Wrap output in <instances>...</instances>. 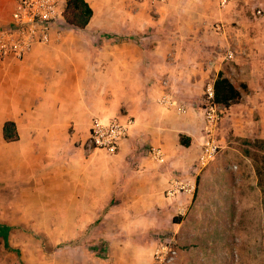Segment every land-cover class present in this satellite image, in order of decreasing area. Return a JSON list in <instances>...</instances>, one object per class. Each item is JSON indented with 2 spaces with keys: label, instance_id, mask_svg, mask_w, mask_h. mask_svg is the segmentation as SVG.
Instances as JSON below:
<instances>
[{
  "label": "crops",
  "instance_id": "obj_1",
  "mask_svg": "<svg viewBox=\"0 0 264 264\" xmlns=\"http://www.w3.org/2000/svg\"><path fill=\"white\" fill-rule=\"evenodd\" d=\"M85 1L92 15L83 28L0 60V137L5 121L18 133L2 137L16 146L0 145L1 168L15 154L38 170L33 199L48 208L49 239L65 240L47 261L26 253L24 264H152L157 235L184 222L177 204L191 207L193 195L164 191L173 177L196 185L204 89L219 72L234 84L239 74L247 90L220 106L216 144L226 131L264 139V0ZM13 8L0 0V25ZM163 95L177 105L160 104ZM93 116L134 119L115 153L84 149Z\"/></svg>",
  "mask_w": 264,
  "mask_h": 264
},
{
  "label": "rangeland",
  "instance_id": "obj_2",
  "mask_svg": "<svg viewBox=\"0 0 264 264\" xmlns=\"http://www.w3.org/2000/svg\"><path fill=\"white\" fill-rule=\"evenodd\" d=\"M234 79L239 87V74ZM237 122L231 127H240ZM218 138L217 153L197 174L191 207L176 232L184 250L177 264H264V152L249 137L226 131ZM3 144L16 146L0 137ZM83 147L88 151L85 141ZM14 155L4 169L0 163V228L9 229L0 232V264H24L26 253L47 261L65 240L49 239L42 216L48 208L33 199L38 170Z\"/></svg>",
  "mask_w": 264,
  "mask_h": 264
},
{
  "label": "built area",
  "instance_id": "obj_3",
  "mask_svg": "<svg viewBox=\"0 0 264 264\" xmlns=\"http://www.w3.org/2000/svg\"><path fill=\"white\" fill-rule=\"evenodd\" d=\"M150 1L164 3L167 0ZM228 1L220 0V4L225 5ZM64 9L65 0H14L10 21L0 25V60L9 56L22 59L35 44H48L58 40L63 32L70 28L64 17ZM260 12V9L256 10L257 14ZM215 27L219 30L221 25H215ZM227 56L230 57L232 54L229 53ZM163 84L165 85L166 82L163 81ZM158 102L168 107L177 105L168 95H163ZM177 108L183 111L184 105H178ZM201 109L206 136L202 151L193 166V171L197 174L216 155L218 149L212 133L218 128L222 112L220 106L214 102V89L211 83L205 85ZM133 123L132 117L122 120L118 117L103 119L93 116L85 140L86 149H99L108 154L115 153L120 142L127 137ZM147 154L158 163H164L166 160L165 153L160 147H150ZM195 189V183L187 178L173 177L168 182L164 194L168 198H176L180 194L193 195ZM186 210L183 203L177 204L178 215H184ZM178 249L176 231L160 233L152 250V264H175Z\"/></svg>",
  "mask_w": 264,
  "mask_h": 264
},
{
  "label": "trees",
  "instance_id": "obj_4",
  "mask_svg": "<svg viewBox=\"0 0 264 264\" xmlns=\"http://www.w3.org/2000/svg\"><path fill=\"white\" fill-rule=\"evenodd\" d=\"M92 15V9L85 0H65L64 17L70 27L83 28ZM214 102L222 107H228L237 103L242 91L246 90L245 83H240L239 87L232 83L222 72H219L213 82ZM2 137L6 141H13L18 138L15 123L5 121L2 127ZM182 144L187 145L188 141L182 139ZM261 152H264V139H254L252 141ZM260 174V169H257Z\"/></svg>",
  "mask_w": 264,
  "mask_h": 264
},
{
  "label": "bare ground",
  "instance_id": "obj_5",
  "mask_svg": "<svg viewBox=\"0 0 264 264\" xmlns=\"http://www.w3.org/2000/svg\"><path fill=\"white\" fill-rule=\"evenodd\" d=\"M2 148V147H1Z\"/></svg>",
  "mask_w": 264,
  "mask_h": 264
}]
</instances>
